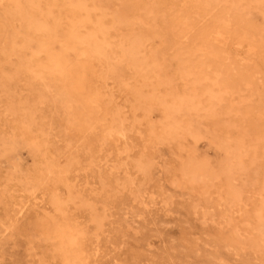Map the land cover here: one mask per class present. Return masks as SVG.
<instances>
[{"label":"rangeland","instance_id":"rangeland-1","mask_svg":"<svg viewBox=\"0 0 264 264\" xmlns=\"http://www.w3.org/2000/svg\"><path fill=\"white\" fill-rule=\"evenodd\" d=\"M55 1L61 24L43 35L0 4V264H264L243 230L264 211V134L248 128L264 125V0H81L93 21L136 25L135 44L114 40L102 56L68 50L67 7ZM26 124L40 153L16 137ZM187 156L234 181L207 195L178 186Z\"/></svg>","mask_w":264,"mask_h":264},{"label":"bare ground","instance_id":"bare-ground-1","mask_svg":"<svg viewBox=\"0 0 264 264\" xmlns=\"http://www.w3.org/2000/svg\"><path fill=\"white\" fill-rule=\"evenodd\" d=\"M46 3L43 5V3L41 4L40 0H2V2H0L1 4V7H3V10H5L9 15H10V18L13 19L15 15H18L20 16L25 22H27V26L28 28H30L31 30H33L34 32L36 33H39L41 32L42 35L43 33H45V28H46V25H49L51 23H59L61 24V19L54 16L56 14H59V13H53V9L56 7V1L55 0H45ZM151 1V0H150ZM240 1V0H239ZM242 1V0H241ZM43 2V1H42ZM227 2V1H226ZM233 2V1H232ZM192 3V2H191ZM201 3V2H200ZM221 3V2H220ZM251 3V2H250ZM254 5L256 6H260L262 4V0H254ZM206 4V2H205ZM227 4V3H226ZM233 4V3H232ZM143 5V3H142ZM146 5V4H145ZM157 4L152 1V2H148L146 6H144V8L142 9L144 12H146L147 15H151L153 12H154V9H155V6ZM183 5V4H181ZM215 5V4H214ZM59 6H65L67 7V15L64 13V26H65V29L69 31V43L71 44L72 47L68 48V50H71L74 48V44H87L91 47H93V49H95L98 53V55L100 54L101 56L103 54H105V50L107 47H112V43H114V40L116 41L117 39H119V42L120 44H126V43H132V44H135V38H136V35H135V30L133 27H136V25L133 26V24H130V23H127V22H124V21H115L113 23H106L102 17H100L98 20L96 21H93L92 17H93V13L95 12L94 10L91 9V7H88L86 4H84L81 0H78V1H75V0H60V5ZM207 6V5H206ZM219 6V5H218ZM233 6V5H232ZM185 7V6H184ZM231 7V6H230ZM61 8V9H62ZM232 8V7H231ZM60 9V8H59ZM94 9V8H93ZM105 10V9H103ZM209 10V8H208ZM239 10V9H237ZM99 11V9H98ZM56 12H57V9H56ZM106 12V11H105ZM231 12V11H230ZM140 13V12H139ZM212 13V12H211ZM103 14V13H102ZM118 14V13H117ZM161 14L163 15V13L161 12ZM4 15V14H3ZM96 14H94L95 16ZM99 15V14H98ZM114 15V14H113ZM105 16V15H104ZM116 16V15H115ZM121 16V15H120ZM136 16V15H135ZM96 17V16H95ZM109 17V16H108ZM130 17V16H129ZM163 17V16H162ZM182 17V16H181ZM63 18V17H62ZM94 18V17H93ZM136 18V17H135ZM178 18V17H177ZM230 18V17H229ZM97 19V17H96ZM121 19V18H120ZM133 20V18H131ZM95 20V18H94ZM130 20V19H129ZM154 20V19H153ZM137 21V20H136ZM24 22V23H25ZM109 22V21H108ZM112 22V21H111ZM135 22V21H134ZM177 22V21H176ZM9 23V22H8ZM13 25L14 22H12ZM139 23V22H138ZM143 23V22H141ZM185 23V22H184ZM10 24V23H9ZM18 24V23H17ZM62 24V25H63ZM140 24V23H139ZM148 23H146L147 25ZM163 24H165V29H164V34H163V41L161 42H164L166 45L169 46H172L174 45L173 43L176 41L175 39L177 38V35H176V30L171 26L170 22H168L167 18H164L163 20ZM177 24V23H175ZM53 25V24H52ZM145 24H143V27H144ZM150 24H148L147 27H149ZM4 26V25H3ZM141 26V25H140ZM151 26V25H150ZM54 27H56L54 25ZM142 27V26H141ZM159 27V25H158ZM229 27V25H228ZM5 28V27H4ZM60 28V27H59ZM188 28V27H187ZM55 29V28H54ZM53 29V30H54ZM148 29V28H147ZM162 29V28H161ZM159 28V30H161ZM12 30V29H11ZM52 30V29H51ZM50 30V31H51ZM57 30V29H56ZM144 30V29H143ZM25 31V29H24ZM23 31V32H24ZM29 31V30H28ZM49 31V32H50ZM65 31V30H64ZM27 32V31H26ZM121 32V33H120ZM139 32V31H138ZM17 33V32H15ZM14 33V34H15ZM54 33V32H53ZM158 33V32H157ZM162 33V32H160ZM48 34V32H47ZM118 34V36H116ZM19 35V34H18ZM41 35V34H40ZM63 35V34H62ZM17 36V35H16ZM55 36V35H52V37ZM60 36V35H59ZM141 36V35H139ZM26 37V36H25ZM42 37V36H41ZM153 37H155L153 35ZM219 37V36H218ZM222 37V36H221ZM16 38V37H15ZM21 38V37H20ZM27 38V37H26ZM64 38V37H63ZM66 38V37H65ZM162 38V37H161ZM6 39V38H5ZM29 39V38H27ZM35 39V38H34ZM55 39V38H54ZM61 39V38H60ZM159 39V38H158ZM24 40V39H23ZM53 40V39H52ZM65 40V39H64ZM137 41V40H136ZM155 41V40H154ZM29 42V41H28ZM43 42V41H42ZM41 42V43H42ZM46 42V41H45ZM144 42V41H143ZM150 42V41H149ZM157 42V41H156ZM155 42V43H156ZM161 42L159 44H161ZM16 43V42H15ZM27 43V42H26ZM54 43V42H53ZM163 43V45H164ZM178 43V42H177ZM180 43V42H179ZM13 44V43H12ZM43 44V43H42ZM46 44V43H45ZM28 45V44H26ZM62 45V44H61ZM86 45V46H87ZM128 45V44H127ZM156 45V44H155ZM162 45V44H161ZM20 46V45H19ZM34 47L36 46L33 45ZM43 46V45H42ZM120 46V45H119ZM135 46V45H133ZM158 46V45H156ZM181 46V45H180ZM17 47V46H16ZM39 47V46H38ZM45 47V46H43ZM123 47V46H122ZM121 47V48H122ZM128 47V46H127ZM130 47V46H129ZM173 47V46H172ZM196 47V46H195ZM48 48V47H47ZM77 48V47H76ZM125 48V47H124ZM133 48V47H132ZM137 48V47H136ZM160 48V46H159ZM192 48V47H191ZM19 49V47H18ZM17 49V50H18ZM32 49V48H31ZM126 49V48H125ZM128 49V48H127ZM131 49V48H130ZM139 49V48H138ZM164 49H168V48H164ZM28 50V49H27ZM35 50V49H34ZM78 50V49H77ZM86 50V49H85ZM121 50V49H120ZM156 50V49H155ZM163 50V49H162ZM172 50V49H171ZM30 51V50H29ZM33 51V50H32ZM41 51V50H40ZM72 51V50H71ZM110 51V50H109ZM127 51V50H126ZM12 52V51H11ZM34 52V51H33ZM83 52V51H82ZM88 52V51H87ZM85 51V54L87 53ZM94 52V51H93ZM92 52V53H93ZM120 52V51H119ZM137 49H134V51L132 50L131 53L133 54H137ZM171 52V51H169ZM190 52V51H189ZM13 53V52H12ZM15 53V52H14ZM91 53V52H89ZM87 53V54H89ZM96 53V52H95ZM130 53V54H131ZM168 53L167 51H165V54ZM17 54V53H15ZM23 54V53H22ZM47 54V53H46ZM108 54V53H107ZM121 54H122V51H121ZM124 54V53H123ZM126 54V53H125ZM124 54V56H125ZM154 55H156L155 53H152ZM164 54V55H165ZM18 55V54H17ZM48 55V54H47ZM50 55V53H49ZM79 55V54H78ZM82 55V54H81ZM90 55V54H89ZM109 55V54H108ZM127 55V54H126ZM142 55V54H141ZM153 55V56H154ZM167 55V54H166ZM165 55V56H166ZM86 56V55H85ZM94 56V55H93ZM99 56V58L101 57ZM138 56V54H137ZM143 56V55H142ZM141 56V57H142ZM49 57V56H48ZM96 56H94L95 58ZM111 57V55H110ZM122 57V56H121ZM128 57V56H127ZM140 57V58H141ZM123 58V57H122ZM125 58V57H124ZM129 58V57H128ZM133 58V57H132ZM131 58V59H132ZM144 58V57H142ZM104 59V58H103ZM109 59V58H108ZM107 59V61H108ZM151 59V58H150ZM24 60V59H23ZM100 60V59H99ZM113 60V58H112ZM118 60H119V57H118ZM130 60V59H129ZM152 60V59H151ZM29 61V60H28ZM101 61V60H100ZM115 61V60H114ZM113 61V63H114ZM120 61V60H119ZM135 61V59H134ZM137 61V59H136ZM135 61V62H136ZM138 61H139V56H138ZM137 61V63H138ZM141 61V60H140ZM22 62V61H21ZM26 62V61H25ZM50 63V62H49ZM103 63V62H102ZM106 63V62H105ZM110 63V61H109ZM122 63V62H121ZM124 63V62H123ZM131 63V62H130ZM116 65H118L116 62H115ZM113 64V65H115ZM126 64H127V61H126ZM125 64V65H126ZM62 65V64H61ZM104 65V64H103ZM123 65V64H121ZM106 66V64H105ZM128 66V65H127ZM126 66V67H127ZM131 66V64H130ZM134 66V64H133ZM139 66V65H138ZM103 67V66H102ZM105 68V67H104ZM107 68V66H106ZM111 68V67H110ZM115 68V67H114ZM159 68V67H158ZM157 68V69H158ZM109 69V68H108ZM154 69V68H153ZM132 70V69H131ZM134 70V69H133ZM110 72V71H109ZM153 72V70H152ZM162 72V71H161ZM154 73V72H153ZM152 74V73H151ZM154 75V74H153ZM107 76V75H106ZM114 76V74H113ZM117 76V75H116ZM147 77V76H146ZM205 77V76H204ZM145 78V77H144ZM181 78V77H180ZM146 79V78H145ZM205 79V78H204ZM186 80V78H185ZM144 81V79H143ZM210 81V80H209ZM145 82V81H144ZM104 83V82H103ZM198 84V83H197ZM2 85V84H1ZM7 85V84H6ZM212 85V84H211ZM44 87V86H43ZM45 88V87H44ZM54 89H56V87H54ZM4 90V89H3ZM51 90V89H50ZM43 91V90H42ZM46 92V91H45ZM52 92V91H51ZM64 92V91H63ZM49 94V93H48ZM60 94V93H59ZM58 94V95H59ZM57 95V94H56ZM60 95H63V94H60ZM9 98V97H8ZM57 97L55 96V99ZM59 98V97H58ZM64 98V97H63ZM39 99V98H38ZM67 99V98H66ZM69 99V98H68ZM72 100V99H71ZM94 100V99H93ZM68 101V100H67ZM66 101V102H67ZM74 101V100H72ZM215 101V100H214ZM192 102V101H191ZM57 103V102H56ZM198 103V102H197ZM53 104V103H52ZM69 104V103H68ZM62 105V103H61ZM24 106V105H23ZM43 106V105H42ZM67 106V105H66ZM98 106V105H97ZM181 106V105H180ZM60 107V106H59ZM36 108V107H35ZM184 108V107H183ZM16 110V109H15ZM14 110V111H15ZM27 110V109H25ZM182 110V109H181ZM200 110V109H199ZM9 111V110H8ZM7 111V112H8ZM11 111V110H10ZM24 110L22 109L21 112H23ZM179 111V110H178ZM26 112V111H25ZM10 113V112H9ZM29 113V112H28ZM27 113V115H28ZM226 113V112H225ZM19 114V113H18ZM24 115L26 113H23ZM11 115V113H10ZM17 115V114H16ZM257 115V114H256ZM13 116V115H12ZM31 116V115H30ZM191 116V115H190ZM14 117V116H13ZM26 117V116H25ZM18 118V117H17ZM33 118V117H32ZM259 118V117H258ZM256 118V119H258ZM24 119V118H23ZM194 119V118H193ZM222 119V118H221ZM248 119V118H247ZM255 119V117H254ZM22 120V119H21ZM20 120V121H21ZM34 120V119H33ZM69 120V119H68ZM72 120V119H71ZM223 120V119H222ZM238 120V119H237ZM260 120V119H258ZM190 121V120H188ZM244 121V120H243ZM248 121V120H246ZM256 121V120H255ZM26 122V121H25ZM28 122V121H27ZM33 122V121H32ZM35 122V121H34ZM250 122V121H249ZM31 123V121H30ZM252 122H250L251 124ZM23 124L20 122V125ZM29 124V123H28ZM34 123H32L33 125ZM72 124V123H71ZM244 124V122L242 123ZM249 124V123H248ZM264 124V123H262ZM16 125V124H15ZM36 125V124H35ZM198 125V124H197ZM247 125V124H246ZM22 126V125H21ZM27 126V124H26ZM30 126V125H28ZM25 127L23 126V128H19L18 129V132L16 134V137H19V139H21V141L23 142V145H24V148L27 147L31 150V152L33 153H40V150L42 149V146L40 147L38 145V142L36 140L37 137H35L33 134L35 132V130H33V128H30V127ZM20 127V126H19ZM187 127V126H185ZM248 127V126H247ZM264 125H261L259 123H255V124H252L251 126H249L248 128H250V131L251 133L253 134H264ZM174 129V128H173ZM178 129V128H177ZM200 129V128H199ZM231 129V128H230ZM195 130V129H194ZM6 131V130H5ZM186 131V130H185ZM15 132V131H14ZM13 132V133H14ZM110 132V130H109ZM175 132V131H174ZM184 132V131H183ZM188 132V131H187ZM195 132V131H194ZM219 132V131H218ZM10 133V132H9ZM13 133H10L11 135ZM36 133V132H35ZM111 133V132H110ZM190 133V132H188ZM9 134V135H10ZM37 134V133H36ZM42 134V133H41ZM58 134V133H57ZM177 134V133H176ZM175 134V135H176ZM194 134L196 135H200L201 132L197 131L195 132ZM15 135V134H14ZM39 135V134H38ZM37 135V136H38ZM171 135V134H170ZM184 135V134H183ZM187 135V134H186ZM195 135V136H196ZM181 136V135H180ZM190 136V135H189ZM192 136V135H191ZM226 140H224L225 142L228 141L227 140V137L226 135H224ZM1 137V136H0ZM4 137V136H3ZM187 137V136H186ZM166 138V137H165ZM175 139V137H173ZM220 138V137H219ZM259 138V137H258ZM12 139V138H11ZM55 139V138H54ZM173 139V140H174ZM238 139V138H237ZM18 138H16V140H13V141H16L17 142ZM39 140V139H38ZM230 140V139H229ZM257 139H255L256 141ZM262 140V139H261ZM2 141V140H1ZM19 141V140H18ZM163 141V140H162ZM170 141H171V138H170ZM182 141V140H181ZM180 141V142H181ZM4 142V141H2ZM20 142V143H22ZM237 142V141H235ZM253 142V141H252ZM257 142V141H256ZM8 143V142H7ZM5 143V144H7ZM18 143V144H20ZM41 143V142H40ZM176 143V142H175ZM220 143V142H219ZM241 143V142H240ZM249 144V142H247ZM254 143V142H253ZM22 145V146H23ZM222 145V144H221ZM234 145V144H233ZM252 145V144H251ZM3 146V144H2ZM20 146V145H18ZM180 146V145H179ZM231 146V145H230ZM248 146V145H247ZM246 146V147H247ZM258 146V145H256ZM262 146V145H261ZM21 147V146H20ZM46 147V146H45ZM228 147V146H227ZM233 147V146H231ZM230 147V148H231ZM242 147V146H241ZM223 149V147H221ZM250 148V147H248ZM229 149V147H228ZM240 150V148H238ZM243 150V148H241ZM254 149V148H253ZM261 149V148H260ZM11 150V149H10ZM16 150V149H15ZM14 150V151H15ZM180 151H183L181 149H179ZM230 150V149H229ZM247 150V148H246ZM259 153L260 150L256 149ZM225 151V150H223ZM244 151V150H243ZM250 151V150H249ZM254 151V150H253ZM45 152V151H44ZM234 152V151H233ZM264 152V151H262ZM2 153V152H1ZM239 153V152H238ZM243 153V152H241ZM247 153V151H246ZM180 153H178L179 155ZM229 154V153H228ZM244 154V153H243ZM242 154V155H243ZM181 155V154H180ZM233 155V153H232ZM250 155H252V153H250ZM249 155V156H250ZM255 155H257L255 153ZM261 155V153H260ZM24 156V155H23ZM239 158H241L242 156L238 155ZM237 156V157H238ZM264 156V155H262ZM184 157V156H183ZM201 157V156H200ZM233 157V156H232ZM236 157V156H235ZM72 158V157H71ZM246 158V157H245ZM253 158V157H251ZM251 158H248L247 160L251 159ZM258 158V157H256ZM68 159V158H67ZM226 159V158H225ZM233 159V158H232ZM231 159V160H232ZM260 159V158H259ZM176 160V159H175ZM245 160V159H244ZM257 160V159H256ZM255 160V161H256ZM259 161V160H257ZM262 161H264V158H262ZM176 162V161H175ZM178 162V160H177ZM240 162V160H239ZM238 162V164H239ZM246 162V161H245ZM252 162V161H251ZM222 163V162H221ZM226 163V162H225ZM230 163V162H229ZM243 163V162H242ZM240 163V164H242ZM260 163V162H259ZM177 164V163H175ZM223 164V163H222ZM251 164V163H250ZM254 164V163H253ZM257 164V163H255ZM261 164V163H260ZM63 165V164H62ZM228 167L230 166L229 164H227ZM258 165V164H257ZM172 166V165H171ZM213 166V165H212ZM237 166V165H236ZM245 166V164H244ZM242 166V167H244ZM253 166V165H252ZM262 166V164H261ZM70 166H68L67 168L69 169ZM175 167V166H174ZM219 167V166H218ZM233 166H231L230 168H232ZM240 167V165H239ZM247 167V165H246ZM264 167V166H262ZM66 168V169H67ZM223 168V167H222ZM226 168V167H225ZM234 168V167H233ZM245 168V167H244ZM55 168H53L54 170ZM67 169V170H68ZM236 169V168H235ZM238 169V167H237ZM48 170V169H47ZM66 170V172H67ZM233 170V169H232ZM247 170H248V167H247ZM246 170V171H247ZM55 171V170H54ZM63 171V170H62ZM139 171L145 175H149L150 174V170L149 168H146V167H142V166H139ZM226 171V170H225ZM230 171V170H229ZM238 171V170H237ZM242 171V170H241ZM65 172V171H64ZM65 172V173H66ZM169 172V170H168ZM51 173V172H50ZM59 174V172H57ZM56 173V175H57ZM153 173V172H152ZM174 173L176 174L175 176L177 177L178 180L175 181V183L178 184V186H181V187H184V188H187V189H190L192 191H198L200 192L201 194L203 195H207L209 194V192L211 190H213V188H217V185L216 183L220 180L223 184L222 186H230V181H232L233 179L230 177V174H216V173H213L210 171V166L209 164L206 162V161H203V160H198L197 158L195 157H192V156H187L185 157L184 159H182V161L179 163V165L176 167V169L174 170ZM255 173V172H254ZM41 174V173H40ZM62 174V172H61ZM64 174V173H63ZM62 174V175H63ZM246 174V173H245ZM248 174V172H247ZM246 174V175H247ZM60 175V174H59ZM153 175V174H152ZM261 175V174H260ZM259 175V176H260ZM50 176V175H48ZM53 176V174H52ZM67 176V175H66ZM167 176V174H166ZM60 177V176H58ZM65 177V176H64ZM237 177V176H236ZM244 177V176H242ZM40 178H42L40 176ZM63 178V177H62ZM66 178V177H65ZM172 178V176H171ZM170 178V179H171ZM248 178V176H247ZM39 179V178H38ZM168 179V178H167ZM232 179V180H231ZM237 180V178H235ZM262 180V179H261ZM3 181V180H2ZM170 181V180H169ZM234 181V180H233ZM239 181V180H238ZM237 181V182H238ZM244 181V180H242ZM27 182V181H26ZM64 182V180H63ZM240 182H241V179H240ZM253 182H255L253 180ZM19 183V182H18ZM37 183V182H36ZM45 183V182H44ZM219 183V182H218ZM38 184V183H37ZM72 184V183H71ZM236 184V183H235ZM238 185V184H237ZM236 185V186H237ZM37 186V185H36ZM242 186V185H241ZM39 187V186H38ZM70 187V186H69ZM240 187V186H239ZM242 188V187H240ZM238 189V188H237ZM239 190V189H238ZM242 190V189H241ZM232 191H234L232 189ZM235 192V191H234ZM239 192V191H238ZM243 192V190H242ZM241 192V193H242ZM196 193V192H195ZM231 194V193H229ZM244 194V193H243ZM20 195V194H19ZM197 195V194H196ZM215 195V194H214ZM233 196V195H232ZM241 196V195H240ZM249 196V195H248ZM220 198V197H219ZM231 200V199H230ZM242 200V198L240 199L239 195H234L233 196V204L235 205L234 202H240ZM57 201V200H56ZM231 201V202H232ZM242 202V201H241ZM56 203V202H55ZM73 204V203H72ZM232 204V206H234ZM56 206V205H55ZM264 206V205H262ZM58 208V207H57ZM56 208V209H57ZM61 208V207H60ZM262 209V208H261ZM258 210V209H257ZM255 211V210H254ZM256 214V213H255ZM242 215V214H241ZM243 218V217H242ZM252 219V218H251ZM56 221V220H55ZM230 222V221H229ZM243 226V224L241 225ZM69 230V228H68ZM243 230L244 232H246V235L248 237V240H252V238H257V241H256V244H258L259 246H264V211H262L261 214H259L256 219L254 218L253 221H247L245 222V225L243 227ZM242 232V231H241ZM70 235V234H69ZM61 237V235H60ZM63 237V236H62ZM69 237V236H68ZM66 238V237H65ZM60 239V238H59ZM62 239V238H61ZM238 240V239H237ZM63 241V240H62ZM70 242V241H69ZM239 242V241H238ZM72 243V242H71ZM251 243V242H250ZM62 244V243H61ZM247 244V243H246ZM73 245V243H72ZM74 246V245H73ZM255 247V246H254ZM61 248V247H60ZM73 248V247H71ZM258 248V247H257ZM244 249V247H243ZM62 251V250H61ZM69 252V251H68ZM74 260V259H73ZM66 261V260H65ZM66 263V262H65ZM75 263V262H74Z\"/></svg>","mask_w":264,"mask_h":264}]
</instances>
